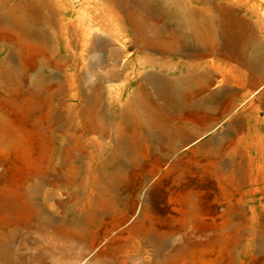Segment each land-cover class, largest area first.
<instances>
[{"label": "rangeland", "instance_id": "1", "mask_svg": "<svg viewBox=\"0 0 264 264\" xmlns=\"http://www.w3.org/2000/svg\"><path fill=\"white\" fill-rule=\"evenodd\" d=\"M69 1L72 10L67 12L66 20H73L75 27L101 28L104 36L108 34L107 29L120 37L112 44L120 49L119 69L124 70L128 62L133 65L142 54L136 47H131L128 54L135 56H131L126 62L124 60L121 44L127 43V40L119 32L122 33L123 27L127 28L130 20L144 21V37L154 41L161 39L155 29V19L146 16L137 7L133 6L136 14L132 18L125 15L127 13L119 0ZM232 5L241 15L248 10H257L260 14V17H249V22L253 35H257L263 44L264 54V5L261 9H255L252 3L245 5L237 2ZM203 8L214 10L209 5ZM69 37V31L55 35L60 59L56 66L52 63L42 69L49 84L41 91L19 80H15L11 86L0 85V229L15 222L13 214L4 208L15 199L24 200L23 190L17 185L16 179L35 167L42 173L51 175L50 159L62 147L67 182L61 184L62 194L55 202L65 201L64 208L60 209L69 213L66 222H72L71 210L78 204L72 193L81 192L80 182L89 187V197L84 202L87 207L85 215L96 208L104 211L102 219L87 222L89 233L82 236V239L80 234L75 238L58 239L67 248L72 245L86 248L81 256H78L81 251L78 248V254L68 253L63 258L64 263L264 264V96H261L264 92V77L256 84L245 85L241 98L236 100L234 106L228 107L229 104L224 100L220 105L223 113L221 108L215 113H208L210 116L206 124L190 131L184 148L177 154L187 153L200 146L191 153L194 155L190 158V154L184 156L181 163L173 167H169L171 159L166 160V163L160 165L161 170L157 174L144 180V170L155 165L153 154L158 151L148 152V146L142 137L127 140L131 152L127 159H133L136 152L147 154L142 166L137 165V168L130 162L126 166H118L120 163L110 159L108 161L115 150L113 142L118 137L115 128L118 118L114 113L125 107L136 93L143 75L157 69L155 72L164 73L169 79L182 76L181 67L175 62L187 58L182 52H172L168 58L173 59L175 65L170 64L168 59L166 66H147L145 69L141 68L140 73L138 66L128 67L131 80L126 84L124 81L120 82L110 90V83H101L99 77L108 66L98 65L99 61L92 59L88 53L85 55L86 65L81 68V57L75 59L67 46ZM173 42L177 43L176 39ZM72 49L79 52L81 46L73 43ZM22 50L33 56L37 53L34 47L28 45L23 46ZM149 52L156 57L161 56L156 49H149ZM37 55L39 60L47 59L43 52ZM203 59L214 61L215 80L207 92L194 98L195 101L206 96L208 91L227 87V83L221 85L224 74L249 72L245 62L236 57L208 53ZM92 62L95 66L91 65ZM109 62L113 63V60L110 59ZM26 69L29 74H35L38 70L27 65ZM174 72L176 73L173 74ZM54 75L64 80L71 77L75 80V85L60 88L55 96L52 94L57 90L53 83ZM98 88H102L103 92ZM97 93L103 94L100 103L90 99L91 95ZM117 95L120 100L114 102L111 97ZM55 102L62 106L58 110L62 112L61 118L50 117ZM212 105V102L206 104ZM168 110L177 114L176 109L170 105L166 112ZM98 117L108 125V136H102ZM160 118L165 119V115H160ZM192 120L196 122L193 117ZM173 121L177 123L179 118ZM68 122L70 125L66 124ZM236 122L240 126L238 129L233 127ZM82 125L98 128L87 133ZM220 139L223 142L231 139L234 144L230 142L224 144V147L220 146L217 144ZM120 167L125 171L124 179L119 184L112 182L111 190L106 193L102 189L104 181H109L110 176ZM78 171L79 175L76 173ZM161 172L164 175L155 182ZM93 176L99 185L96 186ZM137 192L139 197H136ZM37 200L44 205L46 191L42 190ZM129 208L131 211L126 214L124 209ZM134 225L141 228H134ZM22 235H31L34 240L27 242L23 248L28 256L39 254L43 249L41 243L52 242L43 231L25 225L22 227ZM170 252V259L163 260ZM96 253L101 256L98 261L93 259ZM50 260L58 263L52 258Z\"/></svg>", "mask_w": 264, "mask_h": 264}, {"label": "bare ground", "instance_id": "2", "mask_svg": "<svg viewBox=\"0 0 264 264\" xmlns=\"http://www.w3.org/2000/svg\"><path fill=\"white\" fill-rule=\"evenodd\" d=\"M119 2L122 3L123 9L127 13L125 15L129 17L135 16L136 11L133 8L137 7L139 11L145 12L146 16L149 15L154 18L157 22L155 29L161 38L159 41H154L144 37L143 33L146 31L144 21L135 22L129 18L130 24L127 28L123 27L122 33L119 32L127 40V43L121 44L125 54L123 55L124 60L126 62L131 56H135L128 54L131 47H136L142 54L133 65L128 62L124 70L119 69L121 59L119 47L112 46L120 37L107 29L105 30L108 34L104 36L101 28L94 26L90 29L75 27L73 20H66L67 12L72 10L69 0H0V85L11 86L15 80H19L28 83L29 87L33 88L34 86L38 91L46 87L49 80L45 78L42 69L49 67L52 63L56 66L60 59L59 49L55 42V35H59V32L64 34L69 31L70 37L67 40V46L75 59L81 57L83 62L81 68L86 65L85 55L88 53L92 59L99 61L98 65L108 66V69L106 68L107 70L99 77L101 83H110V90L116 88L115 85L120 82L124 81L126 84L131 80V71H127L128 67L134 66L136 68L138 66V73H140L147 66H166L170 60L168 57L172 52L184 53L187 60L181 59L175 62L177 66L181 67L180 72L182 74H180L182 76H174L169 79L164 73L155 72L157 69L149 71L143 75L136 93L128 100L125 107L114 113L115 117L118 118V123L115 126L118 137L113 142L115 143V150L112 155L110 154L108 161L110 159V161L120 163L118 166H126L127 162L133 163L132 166L135 164L137 168L142 166L144 164L143 159L147 154L136 152L133 154V159H127L128 154L131 153L128 149L127 140L138 136L142 137L148 146V152L156 153L158 151V153L153 154L155 165H150L151 168L148 167L144 170V180H148L161 170L160 165L166 163V160L171 159L169 167H173L181 163L184 156L190 154V158L191 155H194L191 153H194L193 151L200 146L189 149L190 151L187 153L177 154L184 148L190 131H193L197 126L205 125L210 116L208 113H215L217 109L222 107L220 105L224 100L229 104L228 107L234 106L236 100L241 98L245 85L256 84L261 80V77H264L263 44L256 37L257 35H253L249 22L251 16L260 17V14L257 10H248L241 15L232 5L237 2L245 5L252 3L256 7L255 9L257 7L261 9L264 0H119ZM205 5L212 6L214 10L204 9ZM148 23L150 22L148 21ZM170 38L176 39L177 43L171 41ZM73 43L81 46L79 52L72 49ZM26 45L36 49V56L23 52L22 47ZM149 49H156L161 53V56L156 57L149 52ZM39 51L45 53L47 59L39 60L37 55L40 54ZM99 51L102 53L99 54ZM208 53L236 57L245 62L249 72L237 75L224 74L221 85L227 83V87L208 91L206 96L195 101L194 98L208 90L215 80L213 69L216 68V65L214 61L203 59ZM110 59L113 60V63L109 62ZM170 61V64L175 65L173 59ZM26 65L35 69L38 68V70L35 74H29ZM91 65L95 66L93 62ZM53 79L54 87L57 88L52 93L54 95H57L59 89L64 86L72 87L75 85V80L71 77L64 80L55 76ZM101 83L98 84L101 85ZM98 89L102 91V88ZM100 93L91 95L90 99L100 103L103 97V94ZM261 96H264V92ZM111 98L114 102L120 100L118 95ZM208 102H212L214 105L206 106ZM169 105L176 109L175 113L177 114L169 110L170 113L166 112ZM61 107L59 102L56 103L50 112V117H60L62 112H58V110ZM162 114L165 115V119L160 118ZM192 117L196 119V122L192 120ZM175 118H179L177 123L173 121ZM97 120L101 124L102 136H108L109 129L106 127L108 125H105L104 120L99 117ZM237 122L233 125L234 129L240 127ZM66 124L70 125V122ZM82 127L86 129L87 133L98 128L95 126L90 128L85 125ZM223 141L220 139L217 144L223 147L226 143L234 144L231 139L226 142ZM56 153V156L50 159L51 175L42 173L35 167L29 173H25L16 179L17 185L23 190L24 200L15 199L4 208L13 214L15 222L13 225H7L6 228L0 229V264H66L63 262V258L68 253L76 255L78 254L76 252H79L76 251L78 248L81 250L78 256H81L86 248L76 245L67 248L58 239L75 238L78 234L82 239V236L89 233L87 222L91 223V221L104 217V211L98 208L85 215L84 211L87 207L84 202L89 197V187L88 185L86 187L81 185L83 182H80L81 192L72 193V196L78 200V204L74 205L71 210L72 222L69 224L66 222L69 213L60 209L64 208L65 201L57 199L58 201L55 202V199L60 198L62 194L61 184L67 182L63 169L65 168L62 156L63 148L59 147ZM146 163L148 164L147 161ZM120 168L110 176L109 181H104L102 189L106 193L111 190L112 182L119 184L124 179L125 171ZM79 170H81L80 167ZM76 173L79 175V171ZM162 175H164L163 172L159 173L155 182L159 181ZM92 179H94L96 186L99 185L94 176ZM42 190L46 191L44 205L37 200V196ZM139 196L137 192L136 197ZM124 210L126 214L131 211L130 208ZM24 225L31 229L43 231L52 242L49 244L41 243L43 249L39 254L26 255L23 248L26 247L27 242L34 240L31 235H22ZM133 227L141 228L138 225ZM100 257V254L96 253L93 259L98 261ZM170 257L171 252L162 259L169 260ZM50 258L58 261V263H53Z\"/></svg>", "mask_w": 264, "mask_h": 264}]
</instances>
